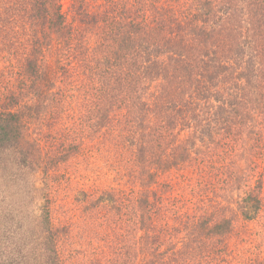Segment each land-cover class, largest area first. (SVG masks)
I'll return each mask as SVG.
<instances>
[{"label":"trees","instance_id":"1","mask_svg":"<svg viewBox=\"0 0 264 264\" xmlns=\"http://www.w3.org/2000/svg\"><path fill=\"white\" fill-rule=\"evenodd\" d=\"M63 1L0 0L3 28L7 22L17 21L25 29L27 52L18 62L32 80L33 91L40 80L42 96L52 94L49 90L54 83L61 84L57 68L59 55H63L58 53V59L51 55L49 58H55L53 63L47 59L48 50L54 44H62V50L63 46H75V56L82 55L75 66L107 79L104 104L108 105L102 109L98 128H112L115 122H122L120 132L128 134L132 144L145 139L139 150L142 157L138 159L143 172H149V168L165 172L202 163L195 164L193 158L196 139L206 142L211 137H206V133L216 127L220 138L228 143L234 144L251 134V151L264 156V59H260L264 54V43L260 44L264 38V0H185L188 7L181 0H69L71 22L62 11ZM233 17V23H217L221 31L208 27L212 19L224 21ZM219 31L234 38L247 33L250 41L258 43L252 44L256 56L249 50L246 53L247 49L240 45L211 43ZM189 35L199 39L200 48L203 46L198 53L195 48L199 46L189 45L193 41L179 43ZM222 45L234 52L219 53L215 47ZM251 75L260 78L262 87H251ZM10 104L0 109L1 169L18 167L20 171L27 170V174L45 170L46 174L42 154L40 163V155L24 136V113L22 109L15 110L18 100ZM116 104L121 110L117 121L113 116ZM36 106L31 99L25 109L32 112ZM198 129L202 135L197 137ZM174 132L179 133V138L173 136ZM221 144L224 146L214 140L207 142L205 152L213 158L204 162L215 159L218 145L223 148ZM222 167L226 182H242L239 170ZM220 173L217 179L222 182ZM150 174L148 182L141 179V197L134 202L138 205L136 224L140 230L135 251L143 259L142 264H227L221 260L220 249L224 239L233 233L234 219L214 218L208 207L186 206L184 202L167 204L162 212L158 207L160 197L147 187L156 176L155 172ZM246 182V189L236 200V215L252 221L263 208L264 179ZM151 192L156 201H150ZM112 200L115 202L114 196ZM12 217L13 211L0 209V225L13 237L14 233H21L24 224L17 221L18 228L13 229L14 221L9 225ZM28 227L30 234L23 235L28 239L16 243V251L1 236L0 264H22L19 259L14 261L20 255L25 264H62L58 250L60 232L51 222L48 205L40 217L32 216V227ZM11 252L14 260L9 258ZM213 259L220 263H213ZM112 263L107 259L103 264Z\"/></svg>","mask_w":264,"mask_h":264},{"label":"rangeland","instance_id":"2","mask_svg":"<svg viewBox=\"0 0 264 264\" xmlns=\"http://www.w3.org/2000/svg\"><path fill=\"white\" fill-rule=\"evenodd\" d=\"M181 1L184 6L188 5L185 0ZM62 11L68 22H71L69 0L62 2ZM229 18L224 21L212 19L208 27L220 29L217 24L219 22L227 25L232 20L233 23L235 17ZM16 22H7L6 29L0 22V109L11 105L13 100H18L15 110L22 109L24 113V136L28 145L40 155V163L42 154V162L48 172L45 174V170H38L27 174V170L20 171L16 166L8 171L0 167V209L13 211L9 222L11 225L14 221L13 229L18 228L17 221L24 224L19 216L20 211L25 218L21 233H14L13 237L0 225V238L2 236L16 251V243L19 244L22 238L28 239L23 235L30 234L28 226L32 227V216L40 217L42 210L48 205L51 222L60 232L58 250L62 264H103L107 259L113 261L112 264H142L143 259L135 251L140 230L138 231L136 224L138 205L135 206L134 202L141 197V179L148 182L150 173L155 172V179L147 187L160 197L158 207L162 212L167 204L173 206L184 202L186 206L195 204L197 207H208L217 219L233 218V233L229 239H224L226 242L220 249L221 260L227 264H251L254 261H263L264 264V204L259 216L252 221L236 215L239 214L236 200H239L246 189V181L264 179V156L258 157L251 151V134L233 144L221 139L219 128L216 127L210 131L211 135L206 133V137H211L206 138L205 142L200 141L198 136L202 134L198 129L200 134H197L198 142L193 149V158L195 164L198 161L202 163L171 168L165 172L155 168L143 172L138 159L142 157L139 150L145 139L141 142L136 140L132 144L128 134L123 130V135L120 132V128L123 129L122 122H115L112 128L99 129L97 126V122L102 119L103 107L108 105L104 104L107 79L104 80L103 76L98 78L87 69L83 72L75 66L82 59V55L75 56V46H63V51L60 48L62 44H54L51 51L47 52V59L54 63L55 58H49L51 55L57 59L58 53L63 55H59L57 68L61 84L57 86L54 83L49 90L52 94L42 96L40 80L33 91L32 80L25 75L18 62L19 57L27 52V42L25 29ZM220 31L213 38L210 37L211 43L216 41L219 45L222 41L226 43L225 46L240 45L247 49L246 53L249 50L255 55L253 45L258 43L250 41L247 33L234 38ZM84 35L88 37L89 34ZM188 41L193 42L189 44ZM184 42L193 45L192 47L201 44L199 39L191 38V35L183 37L179 43ZM262 43L264 38L260 41ZM93 45H96L95 40ZM202 48H195L196 53ZM212 49L214 48H210ZM215 49L222 54L234 52L223 45ZM261 56L260 59H264V54ZM244 57H250V54ZM251 78V87H262L259 77L251 75ZM56 98L59 100H53ZM31 99L37 104L32 112L25 109L26 103ZM118 107L116 104L113 109V116L117 117L115 121L121 112ZM173 136L179 138V133L174 132ZM173 136L171 134L170 138ZM213 140L224 143V146L221 144L223 148L220 149L218 145L215 159L204 162L205 159L213 158L205 152L207 142ZM147 158L148 154L143 160ZM10 160V164H13L14 159ZM222 165L239 170L242 182H226L224 171L220 169L223 168ZM217 173L222 176V182L218 181ZM163 192L172 199L164 197ZM113 196L115 202L112 200ZM156 200L157 197L155 199L152 196L150 201ZM159 222L163 226L164 218L159 219ZM14 255L11 252L9 258L14 260ZM17 259L22 264L25 261L21 255L14 261ZM13 260L10 261L14 262ZM213 260V263H220ZM208 263L212 262L206 261L205 264Z\"/></svg>","mask_w":264,"mask_h":264}]
</instances>
